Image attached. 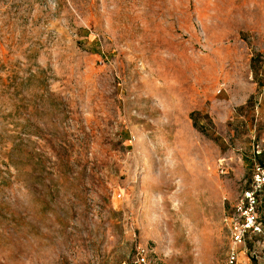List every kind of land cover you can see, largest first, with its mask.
I'll use <instances>...</instances> for the list:
<instances>
[{
  "label": "rangeland",
  "instance_id": "rangeland-1",
  "mask_svg": "<svg viewBox=\"0 0 264 264\" xmlns=\"http://www.w3.org/2000/svg\"><path fill=\"white\" fill-rule=\"evenodd\" d=\"M260 161L264 0H0V264H264Z\"/></svg>",
  "mask_w": 264,
  "mask_h": 264
},
{
  "label": "built area",
  "instance_id": "built-area-1",
  "mask_svg": "<svg viewBox=\"0 0 264 264\" xmlns=\"http://www.w3.org/2000/svg\"><path fill=\"white\" fill-rule=\"evenodd\" d=\"M239 204H237V211L244 210L246 217L241 224L239 222H233L230 226L232 242L238 244L241 242L246 230L249 228L253 230L259 229L257 219L254 216V207L257 203L254 197V192L244 191V195L240 198ZM133 259L132 264H159L156 263L149 254L146 245L135 242L133 245ZM234 259V252H231L230 262Z\"/></svg>",
  "mask_w": 264,
  "mask_h": 264
},
{
  "label": "trees",
  "instance_id": "trees-1",
  "mask_svg": "<svg viewBox=\"0 0 264 264\" xmlns=\"http://www.w3.org/2000/svg\"><path fill=\"white\" fill-rule=\"evenodd\" d=\"M199 114V112H191L190 113V117L193 119V125L197 128V129H199L200 131H203L202 130V126H201V124H200V121L198 120V118H196L195 117V114ZM260 165H262V167L264 168V162L263 161H260ZM254 193H256V192H254Z\"/></svg>",
  "mask_w": 264,
  "mask_h": 264
}]
</instances>
